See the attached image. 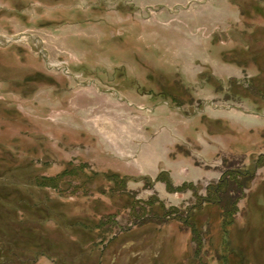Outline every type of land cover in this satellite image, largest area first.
I'll return each instance as SVG.
<instances>
[{
  "label": "rangeland",
  "instance_id": "rangeland-1",
  "mask_svg": "<svg viewBox=\"0 0 264 264\" xmlns=\"http://www.w3.org/2000/svg\"><path fill=\"white\" fill-rule=\"evenodd\" d=\"M0 264H264V0H0Z\"/></svg>",
  "mask_w": 264,
  "mask_h": 264
},
{
  "label": "trees",
  "instance_id": "trees-1",
  "mask_svg": "<svg viewBox=\"0 0 264 264\" xmlns=\"http://www.w3.org/2000/svg\"><path fill=\"white\" fill-rule=\"evenodd\" d=\"M108 175L109 176H107V177H113L114 179H119V180L121 179V181H122L121 186H120L121 189L119 188L118 190L121 191V192H125L124 190L126 188V180L124 178H122L119 174H108ZM63 176H65V175H62V174L59 175L58 178H55L54 181L57 180L59 182L60 180L63 179ZM157 181L158 182H163L166 185L167 191L169 193H184L188 189H191L190 187H192L191 184L190 185L189 184H184L183 186L176 187L174 185L173 181L171 180L169 174L166 173V172L160 173L158 178H157ZM224 184H225V188L223 187ZM228 185L229 184H227V183H225L223 181L222 183L220 182L216 187L209 186L208 189H207V192L210 193L211 195H213L214 197H216V199L220 200V202H221L223 200V198L225 197V195L226 194L228 195V193L226 191ZM41 186H44V187L46 186V187H50V188H54V189H56L58 187L57 184L55 185V184H45V183L41 184ZM221 187L224 188L225 191L222 190ZM116 190H117V187H115L113 191H116ZM208 202H210V200H208ZM216 202H218V201H216ZM159 203H161V202H159ZM206 203H207V200H205L204 198H201V202H200L199 205L202 207ZM222 206H223L222 211L225 212L226 215H228V218H226L224 220V222L225 223H227V222L230 223L229 218L234 217L235 214L238 212V203L235 202V203H230L228 205L227 204H223ZM161 207H162L163 211L166 214L165 217H168L170 214L179 212V210H176V209L172 210V212H167L166 208H165V206L163 204H162ZM98 229L100 230V228H98ZM107 234H108V231L102 230V232L100 234V239L103 238ZM194 235H196V240H198L199 235H197L196 230H194ZM199 245H200L199 247L201 248V243H199Z\"/></svg>",
  "mask_w": 264,
  "mask_h": 264
},
{
  "label": "crops",
  "instance_id": "crops-1",
  "mask_svg": "<svg viewBox=\"0 0 264 264\" xmlns=\"http://www.w3.org/2000/svg\"><path fill=\"white\" fill-rule=\"evenodd\" d=\"M159 173V172H158Z\"/></svg>",
  "mask_w": 264,
  "mask_h": 264
}]
</instances>
